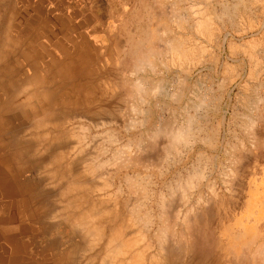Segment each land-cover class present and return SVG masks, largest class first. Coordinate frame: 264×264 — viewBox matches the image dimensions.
I'll return each mask as SVG.
<instances>
[{
	"label": "rangeland",
	"instance_id": "obj_1",
	"mask_svg": "<svg viewBox=\"0 0 264 264\" xmlns=\"http://www.w3.org/2000/svg\"><path fill=\"white\" fill-rule=\"evenodd\" d=\"M17 2L0 264H121L110 237L124 264H264V0ZM101 100L114 117L81 111Z\"/></svg>",
	"mask_w": 264,
	"mask_h": 264
},
{
	"label": "bare ground",
	"instance_id": "obj_2",
	"mask_svg": "<svg viewBox=\"0 0 264 264\" xmlns=\"http://www.w3.org/2000/svg\"><path fill=\"white\" fill-rule=\"evenodd\" d=\"M20 2H17V0H13V1H9V0H0V47L2 46V48H0V63H3L2 66H4L3 68H5L9 73L11 67H12V63H10V61L8 60L11 55H12V49L9 47V44L11 43V40L13 39V28H16L17 26H24V21H25V17L26 14H24V11L21 9L18 10L17 7L19 5ZM23 4V3H22ZM20 14V15H19ZM23 18H21V17ZM204 19V18H203ZM198 23V29L204 30L205 28V24L203 22L202 19H197ZM207 20V19H206ZM205 21V20H204ZM26 25V24H25ZM25 27V26H24ZM18 28V27H17ZM23 29V28H22ZM25 29V28H24ZM20 30V29H19ZM207 32V31H206ZM58 44L62 45L61 43L57 42ZM154 50V48L152 49V51ZM158 52V51H157ZM67 53H69L67 51ZM150 53V52H149ZM28 54V53H27ZM147 54V53H146ZM148 55V54H147ZM67 57L68 54L66 55V59L64 60L65 62H67ZM141 59V58H140ZM139 60V59H138ZM144 61V60H143ZM70 64H74L73 59L69 61ZM60 64V63H59ZM69 64V63H68ZM77 64V63H75ZM80 65V64H79ZM76 67V65H75ZM83 68V67H82ZM1 69V68H0ZM73 69V68H72ZM75 69V68H74ZM4 70V69H3ZM5 70V71H6ZM78 70V69H77ZM2 71V70H0ZM12 72V71H11ZM4 74V73H3ZM6 74V73H5ZM10 74V73H9ZM8 75V74H7ZM2 78V77H1ZM5 83V82H4ZM7 83V82H6ZM134 83V82H133ZM8 84V83H7ZM137 85V84H136ZM139 85V84H138ZM137 87V86H136ZM135 87V88H136ZM140 87V85L138 86ZM141 88V87H140ZM42 89V88H41ZM40 90V88H39ZM139 90V88H137V91ZM134 92V91H133ZM40 93V92H39ZM118 99V98H117ZM114 100V99H112ZM111 100V101H112ZM102 103L95 105L93 107H91L89 110L86 109H81V111H85V113H88L90 116L94 117V118H98L101 116H106V115H110L111 117H114L118 108H119V101H115V102H107V100H101ZM121 104V103H120ZM24 108H28V114L30 116H32V114L35 116L37 115V111H38V105H35L34 102H25L23 105ZM24 114V113H23ZM47 115V113L45 114ZM41 116H38V118L40 119ZM37 119V117H35ZM38 119V120H39ZM38 124L41 123V121H37ZM166 130V129H165ZM164 130V131H165ZM160 131V130H158ZM163 131V132H164ZM157 133V132H156ZM160 134V132H159ZM165 134V132H164ZM167 134V135H166ZM166 136L165 137H170L168 138L170 141V144L177 141V140H181L185 137L188 136L189 132L186 129H180V130H176L175 132L171 131V132H166ZM154 135V134H153ZM187 139V138H186ZM169 144V143H168ZM119 158V157H118ZM106 167V166H105ZM103 174V173H101ZM188 185V184H187ZM198 202V201H197ZM50 210V209H49ZM35 213L36 211L33 210ZM48 211V208L45 209L44 213H46ZM171 213V212H170ZM197 214V213H196ZM192 218V216H190ZM198 218V217H197ZM196 218V219H197ZM61 219V218H60ZM59 220V219H58ZM191 220V219H190ZM200 221V218L198 219ZM61 221V220H59ZM65 221V220H64ZM198 221V222H199ZM202 222V221H201ZM191 223V222H190ZM70 228V227H69ZM170 236V235H169ZM117 239L115 237H110L108 239V243H107V248L109 249V251L111 249H113V247L115 246V244H118V247L116 248V257L115 258H119V262H121V264H124V254L126 253V245H124V241L119 239V243H117L116 241ZM170 240V239H169ZM163 245V244H162ZM261 248V247H260ZM256 255L258 254L260 257L261 262L264 263V249H257V251L255 252ZM204 254V252H203ZM207 254V253H206ZM206 254H204V256H206ZM4 256V255H3ZM142 256V255H141ZM164 254L162 255L161 251L158 250L156 253L152 254L150 258L147 259V263L148 264H162V261L165 257H163ZM196 256V255H195ZM168 262L165 264H174V262H176V257H180L179 254L177 252H175V254L173 252L170 251V253H168ZM256 257V256H255ZM137 258V257H136ZM207 258V257H206ZM138 259V258H137ZM129 260V259H128ZM28 263V261H27ZM26 263V264H27ZM214 264H218L217 262H212ZM58 264H62V262H59ZM132 264V263H129ZM139 264H144V261L139 263ZM193 264H207L206 261L201 258L199 259V257H196L194 259Z\"/></svg>",
	"mask_w": 264,
	"mask_h": 264
}]
</instances>
